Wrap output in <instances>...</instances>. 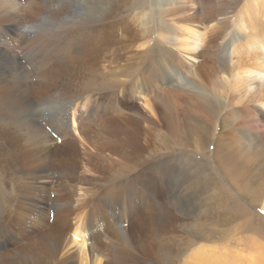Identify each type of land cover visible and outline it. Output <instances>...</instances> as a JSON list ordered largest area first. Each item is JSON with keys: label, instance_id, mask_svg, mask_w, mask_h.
Returning a JSON list of instances; mask_svg holds the SVG:
<instances>
[{"label": "rangeland", "instance_id": "374dc122", "mask_svg": "<svg viewBox=\"0 0 264 264\" xmlns=\"http://www.w3.org/2000/svg\"><path fill=\"white\" fill-rule=\"evenodd\" d=\"M160 1L164 3L158 0H19L14 15L7 12V4L3 5L0 13L3 27L0 28L26 26L28 36H25L29 39L25 40L43 52L40 56L35 54L33 61L23 51L25 43L17 44L21 62L7 65L4 67L7 72L2 70L1 75L3 80L19 88L15 95L21 100V104L13 106L16 115L12 119H6L7 114L0 110V121L4 122L0 128L9 127L8 132L14 134L21 127V137L15 139L11 151L7 153L0 141V258L3 264H62L66 255L74 258L73 264L98 261L100 264H196L195 255L199 257L198 264H264V135L252 141L245 156L246 151L240 150L238 135L229 126L220 131L223 120L242 121L250 117L249 109L253 107L264 111L263 106H258V96L264 90V68H256V61L246 60L231 30L242 23L250 25L252 20L258 21L257 17L262 19L261 13L252 4L255 15H243L245 3L250 4L251 0H176L173 5H166L167 0ZM257 1L264 7V0ZM192 16L196 22L182 27V31L193 33L192 39L185 38L191 52L176 53L178 48L167 42L166 36L159 39V35L165 30L164 25L172 24L171 20L187 21ZM85 41L95 46L97 66L80 72L65 63L63 49L72 50ZM161 46L166 57L155 56L150 62V56ZM237 63L236 67L244 70L246 66L250 73L240 79L237 88L226 87L221 81V71L227 72ZM194 71L204 78L208 75L214 83L212 87H201L202 94L216 104L212 111L203 108L202 101L206 100L194 95L196 80L191 75ZM215 71L221 74H214ZM33 84H43L45 89L32 94L23 87L30 85L31 88ZM130 89L135 94L130 96ZM78 94H82L78 100L85 102L84 109L87 108L82 112L84 129H88L99 146L109 147L113 143L121 146L122 152L132 157L133 164L118 166L114 155L111 161H102L98 167L102 166V171H92L85 165L90 161L84 156L89 155L85 151L88 149L79 143L76 172L65 178V168L42 155L44 160L40 157L41 160L26 170L29 169V174L35 170L48 179L38 180L37 189L31 190L32 197L24 200L28 205L17 208L20 203L17 192L22 183L16 174L22 166L13 162H21L17 158L24 157V142L32 137L28 133L61 127L62 113L71 96ZM89 111L92 115L87 119ZM136 113L148 119L139 123L136 142L131 144L126 138L134 122L126 124L123 119H133ZM213 113L220 114L221 119L212 118ZM112 117L116 121L105 125ZM168 118L174 121L176 133L171 132ZM98 120H105L101 130L90 122ZM68 132L72 140H77L76 134ZM194 134L199 143L192 139ZM215 146L219 149L218 155L214 154ZM231 162L238 163V166L233 163L234 167L242 165L241 171L237 167L232 169ZM167 165L172 172L160 169ZM232 170L242 173L235 174ZM74 226H83L85 237H92L85 242L84 256L70 244L69 234ZM58 236L67 239L61 244L64 253L57 254L54 261L51 254ZM7 242L11 247L6 250ZM88 244H93L102 258L88 256ZM80 256L83 258L78 260Z\"/></svg>", "mask_w": 264, "mask_h": 264}, {"label": "bare ground", "instance_id": "6f19581e", "mask_svg": "<svg viewBox=\"0 0 264 264\" xmlns=\"http://www.w3.org/2000/svg\"><path fill=\"white\" fill-rule=\"evenodd\" d=\"M35 1V0H34ZM157 1V0H156ZM85 2V0H84ZM159 3H164V2H161L160 0H158ZM176 2V0H167L166 1V5H169V4H174ZM19 3V0H0V13L1 11H3V5L4 4H7L9 6V8L7 9V12L8 13H12L14 15L15 13V10H16V6L18 5ZM90 3V1H89ZM244 4V3H243ZM252 4H255L256 5V8L259 10V12L261 13V17L262 19L259 20V17L258 18V21H255V20H252V23L250 25H245L244 23H242L240 25V27L238 28H231V30L233 31L232 32V35L233 37H236V42L239 44L240 48L243 49L245 55H246V60H252V61H256L257 64H256V68L260 67V68H264V7H262V2L260 1H257V0H251L250 4L248 2L245 3L244 5V10H246V12L243 14V15H246V16H254L256 12H254V9H251V5ZM38 5V4H37ZM162 8V6H160ZM50 8V7H49ZM50 10V9H49ZM51 11V10H50ZM113 12V11H112ZM109 13V12H108ZM110 15V14H109ZM249 18L247 17V20ZM47 21V20H46ZM176 21V20H175ZM196 22V19H195V16H192L190 17L187 21L186 20H179L178 22H174L171 20V23L170 25H164L165 26V30L162 31V35H159V39H162V38H165L166 36V41L169 42L170 44H173L175 45V48H178L177 52L176 53H184L185 51L186 52H191L188 47H187V41H186V37H188L189 39H192L194 36H193V33L190 31V30H184L182 31V27L185 26L187 23H190V24H194ZM96 24V23H95ZM89 25V24H88ZM189 25V24H188ZM94 26V25H92ZM91 26V27H92ZM96 26V25H95ZM178 26V27H177ZM247 26H249V28H247ZM0 27H3V25L0 24ZM5 27H6V24H5ZM78 27V26H77ZM84 27V26H83ZM82 27V28H83ZM7 29L6 30H3L0 28V110H2L3 112H5L7 115V117H5L6 119H12L14 118V116L16 115L14 110H13V106L15 105H18V104H21V100L18 99L17 95H15V90H18L19 88H16L15 85H12V84H9L8 81L6 80H3L2 78V70H3V73H6L7 70L4 69V67H6L7 65H13L14 63H17V62H21L20 59H19V56L17 55V50H18V45H21L22 43H25V48L23 49V51H25V55H28L29 57L30 56H34L35 54L37 55H41L43 54V52L41 51V49L39 50L38 48H34V46H32L33 44L32 43H29L27 42L29 38H27L25 35L28 36V28L26 26H23V25H20L19 26H7L6 27ZM74 28V27H72ZM76 29V28H75ZM78 29V28H77ZM97 29V28H96ZM82 31V29H81ZM186 31V32H185ZM185 32V33H183ZM235 32V34H234ZM75 33V32H74ZM84 33H88V31H84ZM182 33V34H180ZM59 34V33H58ZM93 35V34H92ZM187 35V36H186ZM58 36V35H57ZM84 36V35H83ZM82 36V37H83ZM9 38V39H8ZM74 38V37H73ZM81 38V37H80ZM181 38V39H180ZM27 41H26V40ZM53 39V38H52ZM78 39V38H77ZM141 39V37H140ZM36 40V39H35ZM75 40V39H74ZM80 40V39H79ZM84 40V39H83ZM129 41V39H128ZM233 41V40H232ZM235 41V40H234ZM14 42V44L11 45V43ZM75 42V41H74ZM133 41H130V44H132ZM162 42V41H161ZM36 45H38V40H36ZM80 43V42H78ZM18 44V45H17ZM90 45L87 47V45ZM105 44V43H104ZM11 45V46H9ZM24 45V44H23ZM103 45V44H102ZM164 45V44H163ZM101 46V45H100ZM186 46V47H185ZM235 46V45H233ZM33 47V48H31ZM156 47V46H155ZM231 47V46H230ZM103 48V47H102ZM60 49V48H59ZM191 49V48H190ZM65 51V55H64V60H65V63L70 65L71 67L73 68H76L77 70H83L84 72L85 71H90L92 70L94 67H95V58L94 56L96 51H95V46H93L89 41H85V43L82 45V44H79L78 46H75L74 49H69V48H66L64 47L63 49ZM165 52L163 49H162V46L159 48H156L155 50V53H153L154 55H151L150 58L151 60H149L150 62L154 61V57L157 56L159 58H165L166 55H165ZM237 52V51H236ZM143 53V52H141ZM239 53V52H238ZM242 53V52H241ZM57 55V52L55 53ZM99 54V53H98ZM23 55V53H22ZM101 55V54H100ZM21 57V56H20ZM31 57V58H32ZM45 57V55H44ZM204 57V56H203ZM23 57H21L22 59ZM98 58V57H97ZM143 58V57H142ZM30 59V58H29ZM102 59V58H101ZM33 61L36 60V58L32 59ZM103 61V59H102ZM101 60L99 61V63L102 62ZM2 62V63H1ZM42 63V62H41ZM157 63V62H156ZM166 63V62H165ZM239 63V62H238ZM238 63L236 65H234L232 67V69H230L229 71L225 72V71H221V73H223V75L221 76V81L223 82L222 84H224L226 87L229 86L230 88H237L239 82H240V79L241 78H244L245 75L249 74L250 72L246 69V66H245V69L243 70L242 68L240 67H236L238 65ZM50 64V63H49ZM64 64V63H63ZM111 64V63H110ZM51 65V64H50ZM49 65V66H50ZM97 66V64H96ZM241 66V65H240ZM243 66V65H242ZM241 66V67H242ZM55 67V65H54ZM70 67V68H71ZM187 67V66H186ZM53 68V67H52ZM65 68V66H64ZM68 68V67H66ZM157 68V67H156ZM160 68V67H159ZM169 68V65H166V69ZM189 68V67H188ZM155 69V68H154ZM158 69V68H157ZM45 70V69H44ZM203 70V69H202ZM41 71V69H40ZM60 71V70H59ZM168 71V70H167ZM77 72V71H76ZM81 72V71H80ZM213 72V71H212ZM254 72H257V70H254ZM45 73V72H44ZM60 73V72H59ZM89 73V72H88ZM217 73V71L214 72V74ZM220 73V72H219ZM217 73V74H219ZM220 73V74H221ZM258 74H261L263 73L262 71H259L257 72ZM49 74V73H47ZM54 74V73H53ZM90 74V73H89ZM201 74V73H200ZM224 74H227L228 77H226ZM59 75V74H58ZM85 75H88L87 73ZM168 75V74H167ZM192 77L196 80L194 81L196 84L193 86V90L195 89V92H194V95L195 96H198V97H201V100H206V102L203 103L204 107H206V110L207 111H212L213 107H216L213 102L210 100V97H207L205 95L202 94V90L205 89L206 86L210 85L212 87V83L213 81L211 82L210 81V77H207L204 78L203 76H200L198 73H196L194 71V73L192 72L191 73ZM202 75V74H201ZM213 75V74H212ZM48 76V75H47ZM50 76V75H49ZM84 74L81 76L83 77ZM90 76V75H89ZM206 76V75H205ZM40 77V76H39ZM51 77V76H50ZM59 77V76H58ZM46 78V77H45ZM43 79V78H42ZM220 78L216 79V80H219ZM45 80V79H44ZM44 80H41V82H44ZM193 81V80H192ZM229 81H231V84H229ZM51 82V81H50ZM176 82V81H175ZM40 83V81H39ZM47 83V82H45ZM52 84L54 82H51ZM51 84V85H52ZM214 84V83H213ZM221 84V83H220ZM221 84V85H222ZM124 85V84H123ZM136 86V85H135ZM186 86V85H185ZM25 89H27L29 91V93L32 92V94H37L39 93L41 90H43V88L45 87V85H40L37 84H33L32 87L30 88V85L29 87L27 88L26 86H23ZM51 87V86H50ZM54 87V86H53ZM183 87V86H182ZM201 87L203 88L201 90ZM14 88V89H13ZM55 88V87H54ZM45 89V88H44ZM215 89V87H214ZM51 90V88H50ZM49 90V91H50ZM205 92H207V90H204ZM137 94L139 93V91H135ZM141 93V92H140ZM132 94H135L131 89L129 91V95L131 96ZM127 95V94H126ZM193 95V94H192ZM165 96V95H164ZM184 96V95H183ZM49 97V96H47ZM82 94H78L76 96H71L70 98V102L69 104L66 106V110L65 112L62 113V117H61V120H62V126L59 127V128H55L54 130L50 131H46L45 129H42V130H39L37 131L35 134L33 133H28L29 136H32L30 137L28 140H26L24 142V149H25V153H24V157L21 159V158H17L19 161L21 162H13V165H16V164H21L22 166V169L21 171H19L16 176H17V180L22 183V187L18 190V200H20V203L17 204V208H20L21 205H28L27 203H24V200L25 198H31L32 196V191L33 189H37V181L38 180H41V179H48L47 176L45 175H41V173H36L35 170H32L33 172L31 174H29V169L26 170V168H28L29 166H32L33 167V164H36L37 161L40 159L41 160V156L42 155H45V156H48L49 157V160H53L54 162H57L58 164H60L62 167L65 168V172H66V176L64 175L65 178H67V176L69 175H74V172H76V168H75V164L77 163V158L78 157V153H77V144L80 143V145H83V147H86V149L88 150H85L87 152V154H89L88 156L87 155H84L86 156V158H88L91 162H94L91 164L90 161H87L85 162V165H88L91 167V170L92 171H96V170H103L102 169V166L101 168H98L101 164H102V161H108L110 160L111 161V157H113L114 155H117V158H118V161H117V165H132L133 164V160L128 157V154H124L122 152V149H121V146L117 145L116 143H113V145H110L109 147H105V146H99L95 143V140L90 136L89 132H88V129H84V126H85V123L84 121L82 120V112L85 111L86 109H84V103H80V98H82ZM213 98V96H211ZM44 98V97H43ZM127 98V97H126ZM26 99V98H25ZM29 99V98H28ZM34 99V98H33ZM37 99V97H36ZM39 99V98H38ZM79 99V100H78ZM257 99V98H256ZM82 100V99H81ZM93 100V99H92ZM76 101H79L80 104H77L78 102ZM28 102V101H27ZM34 102V101H33ZM116 102V101H114ZM74 103H76V105H74ZM215 103V101H214ZM113 104V103H112ZM117 103H114L113 105H115ZM154 104V103H153ZM32 105V104H31ZM151 105V104H149ZM63 106V105H62ZM176 106V105H175ZM258 106H263L264 107V90L261 92V95L258 96ZM25 107V106H24ZM247 107V106H246ZM61 108V107H60ZM157 108V107H156ZM167 108V107H166ZM30 109V108H29ZM246 109V108H245ZM82 110V111H81ZM89 110V109H88ZM163 110V109H162ZM247 110V109H246ZM116 111V110H115ZM38 112V111H37ZM175 112V111H174ZM216 112V111H215ZM95 110H93V114H95ZM99 113V112H98ZM176 113V112H175ZM85 114V113H84ZM165 114V113H164ZM172 114V113H171ZM249 116L248 118H245L244 120L246 122H243L244 120H239V119H236V120H233L231 122H227L226 120H223V122L220 124L222 125L220 128V131L222 130H225V126H229V130H233L234 133H236L238 135V137L241 139V149L240 150H244L246 151V155H248V151L249 149L251 148L252 146V141L253 140H256L257 138H261L263 137L264 135V130L262 129L264 127V111H261L257 108H251L249 109ZM86 115L88 116L87 119H90V111L88 113H86ZM119 117L121 116L122 117V114H118ZM133 115H135V113H133ZM177 115V113H176ZM2 116V114H1ZM129 116V115H128ZM144 116V115H143ZM175 116V115H174ZM213 116L212 118H215V119H221V115H217L216 113H213ZM86 117V116H85ZM118 117V118H119ZM127 117V116H126ZM177 117V116H175ZM43 118V117H42ZM124 118V117H123ZM147 118V116H146ZM146 118H143L141 115H137L136 113V116H134V118L132 119L131 117H129V120L128 118H124L123 120L126 122V124H128L127 122H134V125L132 127H130V131L128 132V135H127V142L129 143H133L134 139H135V131L137 130V127L139 126V123L141 121H144ZM155 118V117H154ZM37 119V118H36ZM97 119V118H95ZM100 119V118H99ZM102 119V118H101ZM115 118H110V120L105 123L104 121H101L98 120V121H90L93 125H96L97 128H99L100 130L102 129V124L104 122L105 125L107 126H110V124L112 123L113 120H115ZM148 119V118H147ZM169 119V118H168ZM176 119V118H175ZM179 119V118H178ZM243 119V118H242ZM60 120V119H59ZM94 120V119H93ZM171 120V121H170ZM85 121H89V120H85ZM116 121V120H115ZM169 121L171 122L170 123V130L172 133H176L177 132V127L174 125V121L172 119H169ZM260 121V122H259ZM36 122V121H35ZM34 122V123H35ZM129 122V123H130ZM221 122V121H220ZM0 123H4L3 121H0ZM37 123V122H36ZM59 123V122H58ZM90 123V124H91ZM115 123V122H114ZM70 125V127H69ZM114 125V124H113ZM116 125V124H115ZM118 125V124H117ZM122 125V124H121ZM125 125V124H124ZM123 125V126H124ZM201 126V125H200ZM204 126V125H203ZM32 127V126H30ZM29 127V128H30ZM51 127V126H50ZM53 127V126H52ZM115 127V126H113ZM118 127V126H117ZM116 127V128H117ZM125 127V126H124ZM127 127V126H126ZM129 128V127H128ZM142 128V127H141ZM202 128V127H201ZM8 129L9 127H2L0 128V141H3V148L4 150L8 153L9 151L12 150V146L14 144V141L17 137H21V127H17L16 128V131L14 134H10L8 132ZM53 129V128H52ZM94 129V128H93ZM206 129V128H205ZM32 129H30L29 131L31 132ZM71 131L73 132L74 134L77 135V140H72V137L69 136V132L68 131ZM97 130V129H96ZM115 130V129H114ZM123 130V129H121ZM229 130H226V131H229ZM92 131V130H91ZM33 132V131H32ZM35 132V131H34ZM97 132V131H95ZM114 132V131H113ZM121 132V131H120ZM204 132V131H202ZM206 132V131H205ZM240 132V133H239ZM51 133H54L60 140L59 142H56L57 139H55ZM207 133V132H206ZM225 133V131H224ZM252 133V134H251ZM53 134V135H54ZM99 135V133H96ZM117 134V133H116ZM122 134V133H121ZM201 134V133H200ZM25 135V134H24ZM23 135V136H24ZM111 135V134H110ZM222 135V134H221ZM8 136V139H6V137ZM109 136V135H108ZM180 136V135H179ZM204 136V135H203ZM202 136V137H203ZM225 136V135H224ZM228 136V135H226ZM94 137V135H93ZM112 137V136H111ZM114 137V136H113ZM124 137V136H122ZM205 137V136H204ZM222 137L219 135V138ZM95 138V137H94ZM231 138V137H230ZM99 139V138H98ZM97 139V140H98ZM110 139V138H108ZM192 139L194 141H199L197 140L198 137H196V135H192ZM205 139V138H203ZM240 139H239V142H240ZM81 140V141H80ZM100 140V139H99ZM98 140V141H99ZM214 140V139H213ZM235 140V138H234ZM238 140V139H237ZM97 141V142H98ZM103 141V140H102ZM113 141V139L111 140ZM217 140H215L216 142ZM232 141V140H230ZM229 141V142H230ZM106 142V141H105ZM136 142V141H134ZM238 142V141H236ZM235 142V143H236ZM255 142V141H254ZM253 142V143H254ZM99 143V142H98ZM118 143V142H117ZM199 143V142H198ZM212 143V142H211ZM223 143V142H222ZM134 144V143H133ZM196 144V143H195ZM215 144V143H214ZM86 145V146H85ZM106 145V144H105ZM191 145V144H190ZM194 145V144H193ZM228 145H231L230 143H228ZM256 145V144H255ZM219 146V144H218ZM254 146V145H253ZM82 147V146H81ZM227 149V148H226ZM81 150V149H80ZM218 147L215 146L214 148V154L215 155H218L217 152H218ZM221 150V148H220ZM24 151V150H23ZM212 151V152H213ZM81 152V151H80ZM83 152V151H82ZM128 152V151H127ZM223 152V151H222ZM227 152V150H226ZM231 152V151H229ZM255 152V151H254ZM131 153V152H130ZM133 153V152H132ZM136 153V152H135ZM233 153V152H231ZM242 153V152H241ZM22 154V153H21ZM222 154V153H221ZM227 155V154H226ZM230 155V154H229ZM227 155V156H229ZM227 156L224 157V161L226 162L227 161ZM232 156V155H231ZM41 157V158H40ZM100 157H103V159H100ZM134 157V156H133ZM264 157V156H263ZM14 158V156H13ZM85 158V157H84ZM137 158V157H136ZM216 158V157H215ZM229 158V157H228ZM43 159V158H42ZM135 159V158H134ZM44 160V159H43ZM97 160V161H95ZM117 160V159H116ZM10 161H14V159H11ZM99 161V162H98ZM135 161V160H134ZM190 161V160H189ZM40 162V161H39ZM45 162V161H44ZM49 162V161H48ZM53 162V163H54ZM81 162V161H79ZM43 163V162H42ZM46 163V162H45ZM82 163V162H81ZM112 163L115 164V162L112 161ZM159 163V162H158ZM230 164V162H228ZM232 163V162H231ZM234 163V162H233ZM231 164L232 165V169L236 168L238 166V163H234V164H237V166L235 165V167L233 166L234 164ZM44 164V163H43ZM56 164V163H55ZM83 164V163H82ZM105 165V163H103ZM163 164V163H161ZM227 164V163H226ZM228 164V165H229ZM45 165V164H44ZM71 165H74L71 166ZM180 165V164H179ZM178 165V166H179ZM227 165V166H228ZM17 166V165H16ZM15 166V167H16ZM48 166V165H47ZM84 166V165H83ZM112 166V165H111ZM114 166V165H113ZM116 166V165H115ZM117 166V167H118ZM242 165L239 164V167H237L236 169H240L241 171V168L243 167H240ZM20 167V166H19ZM59 167V166H58ZM109 167V165H108ZM162 167V166H161ZM187 167V166H186ZM230 168V165L228 166ZM4 168V167H3ZM18 168V167H17ZM79 168V167H78ZM85 168V167H84ZM121 168V167H120ZM123 168V167H122ZM126 169V166L124 167ZM134 168V167H133ZM132 168V169H133ZM158 168V167H157ZM160 168V167H159ZM34 169V168H33ZM50 169V168H49ZM52 169V167H51ZM106 169V168H105ZM136 169V168H134ZM133 169V170H134ZM146 169V168H145ZM155 169V167H154ZM162 171H164L165 173L170 171L172 172L173 169H171L168 165L166 167H162L160 168ZM30 170V171H31ZM128 170V169H127ZM131 170V169H130ZM182 170V169H180ZM188 170V169H187ZM231 170V169H230ZM45 171V170H44ZM105 171V170H104ZM122 171V170H121ZM132 171V170H131ZM136 171V170H135ZM157 171V170H156ZM186 171V170H185ZM234 171V170H232ZM237 172H240L238 170H236ZM244 171V169H243ZM246 171V170H245ZM88 172V171H87ZM133 172V171H132ZM131 172V174H132ZM161 172V171H160ZM174 172V171H173ZM231 172V171H229ZM235 172V171H234ZM235 172V174L237 173ZM249 172V171H248ZM90 173V172H89ZM125 173V172H124ZM123 173V176L125 177ZM127 173V171H126ZM125 173V174H126ZM176 173V172H175ZM232 173V172H231ZM242 173V172H240ZM29 174V175H28ZM112 174V173H111ZM121 174V173H120ZM188 174V173H186ZM230 174V173H229ZM247 174V173H246ZM259 174V172H258ZM130 175V174H129ZM189 175V174H188ZM243 175V174H242ZM241 175V176H242ZM264 175V173H263ZM63 176V175H62ZM117 176V175H116ZM122 176V175H121ZM239 176V175H238ZM245 176V173L244 175ZM242 176V177H243ZM92 177V176H91ZM123 177V178H124ZM187 177V176H186ZM247 177V176H246ZM239 178H241L239 176ZM259 178H261L259 176ZM127 179V178H126ZM180 179V178H179ZM242 179V178H241ZM262 179V178H261ZM263 180V179H262ZM47 181V180H46ZM56 181V180H55ZM178 181V180H177ZM26 182L28 183L27 184V188H24V186L26 185ZM50 182V181H49ZM57 182V181H56ZM59 182V181H58ZM69 182V181H68ZM40 183V182H39ZM67 183V182H66ZM82 183V182H81ZM39 185V184H38ZM57 185V184H56ZM71 188V187H70ZM79 188V187H78ZM170 188V187H169ZM43 189V188H42ZM69 189V188H68ZM83 188H81L82 190ZM257 189V188H256ZM29 190V191H27ZM106 191V190H105ZM109 191V190H108ZM37 192V191H36ZM145 192V191H144ZM241 192V191H240ZM38 193V192H37ZM16 195V194H15ZM212 195V194H211ZM147 198V197H146ZM17 200V199H16ZM6 201V200H5ZM30 201V200H29ZM28 201V203H29ZM37 201V200H36ZM32 202V201H31ZM39 202V201H37ZM30 205V204H29ZM49 205V204H48ZM14 207V206H13ZM26 207V206H25ZM263 207V206H262ZM27 208V207H26ZM36 208V206H35ZM60 208V207H59ZM25 209V208H24ZM29 209V208H28ZM56 209V208H55ZM264 209V207H263ZM63 210V209H62ZM39 211V210H38ZM37 211V212H38ZM61 211V210H60ZM26 212V211H25ZM26 214V213H25ZM29 214H30V211H29ZM77 214V213H76ZM79 216V215H77ZM137 216V215H135ZM31 218V217H30ZM60 218V217H59ZM77 218V217H76ZM32 219H30L31 221ZM43 220V218H42ZM78 220V219H76ZM172 221V220H171ZM26 222V221H25ZM27 223V222H26ZM124 223V222H123ZM36 224V223H35ZM67 224V223H66ZM34 225V224H33ZM5 226V225H4ZM67 226V225H66ZM90 226V225H89ZM85 227V226H84ZM24 228V227H23ZM50 228V227H49ZM53 229L50 230V232L52 231ZM72 230V229H71ZM12 231V230H11ZM65 231V230H64ZM84 228L83 226H80V227H75L74 226V229L73 231L71 232V234H69V238H70V241L72 244V246L80 249L79 253H81L82 256H84V249H86V247L84 245L85 242L87 241H90L92 237L90 238H87L85 237L84 235ZM53 232V231H52ZM12 233V232H11ZM48 233V232H46ZM55 233V232H54ZM57 233V232H56ZM65 233V232H64ZM86 233V232H85ZM62 235V234H61ZM64 235V234H63ZM67 235V234H66ZM10 236V235H9ZM13 236V235H12ZM52 236H55L52 235ZM6 237V236H5ZM51 237V236H50ZM64 236H58L56 237L55 241H57L56 243V246L54 248V252H52L51 254V259H55L56 258V255L57 254H63L64 253V249L63 246L61 244L62 243V240H66V239H63ZM94 237V236H93ZM1 238V237H0ZM10 238V237H9ZM43 240V239H42ZM94 240V239H93ZM96 240V239H95ZM99 240V239H98ZM118 240V239H117ZM69 241V240H68ZM69 241V242H70ZM53 242V241H52ZM115 242V241H114ZM128 242V241H127ZM46 243V242H45ZM32 244V243H31ZM49 244V243H48ZM65 244V242H64ZM68 244V243H67ZM101 244V243H100ZM8 245V246H7ZM52 245V244H51ZM105 246V245H104ZM6 247V248H5ZM11 245H9V243L7 242V244L4 246V249H8L10 248ZM44 247V246H43ZM54 247V246H53ZM52 247V249H53ZM71 247V246H68V248ZM102 247V246H101ZM106 247V246H105ZM114 247V246H113ZM123 247V246H122ZM104 248V247H103ZM3 249V250H4ZM40 249V248H39ZM73 249V248H72ZM16 250V249H14ZM69 250H71L69 248ZM107 250V249H106ZM63 251V253H61ZM78 251V250H77ZM37 252V251H36ZM68 252V251H67ZM86 252V251H85ZM88 256L90 254V257H101V255L99 254V251L94 247L93 244H88ZM34 253V252H33ZM3 254V253H2ZM59 254V255H60ZM67 254V253H66ZM69 254H70V251H69ZM73 254V253H72ZM71 254V255H72ZM41 255V254H40ZM58 255V256H59ZM74 255V254H73ZM1 256V255H0ZM3 256H6V255H3ZM46 256V255H45ZM80 256L78 258V260L82 257ZM115 256V255H114ZM119 256V255H118ZM10 257H12V255H10ZM39 257V256H38ZM41 257V256H40ZM62 257V256H61ZM65 257V256H64ZM74 257H77V256H74ZM116 257V256H115ZM3 258V257H2ZM42 258V257H41ZM45 258V257H43ZM48 258V257H47ZM83 258V257H82ZM85 258V257H84ZM102 258V257H101ZM50 259V260H51ZM61 259V258H60ZM74 258H72L70 255L69 257H66L64 258L63 262H61L62 264H73ZM86 259V258H85ZM115 259V258H114ZM195 259H196V264H198V260L199 257L195 255ZM38 260V259H37ZM96 260V259H95ZM125 260V259H124ZM31 261V260H30ZM47 261V260H46ZM55 261V260H54ZM59 261V260H58ZM116 261V259H115ZM120 261V260H119ZM125 262V261H124ZM10 263V262H9ZM101 263V262H100ZM99 261L96 263V264H100ZM117 263V262H115ZM123 263V262H122ZM216 263V262H215ZM213 263V264H215ZM218 263V261H217ZM232 263V262H231ZM230 263V264H231ZM0 264H3L2 263V259L0 258ZM17 264V263H16ZM36 264V263H35ZM53 264V263H52ZM118 264V263H117ZM125 264V263H124ZM205 264V263H204ZM206 264H211L210 262L206 263Z\"/></svg>", "mask_w": 264, "mask_h": 264}]
</instances>
